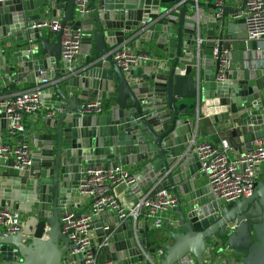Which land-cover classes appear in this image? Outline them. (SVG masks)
I'll return each instance as SVG.
<instances>
[{"label":"water","instance_id":"95a60500","mask_svg":"<svg viewBox=\"0 0 264 264\" xmlns=\"http://www.w3.org/2000/svg\"><path fill=\"white\" fill-rule=\"evenodd\" d=\"M237 1L241 7L225 6L221 19L214 3L200 0H89L91 11L84 14L75 12V0L0 2L4 75L10 83L38 82L39 70H47L41 101L56 110L29 120L28 168L0 158V207L23 214L17 232L0 235V264H82V254L70 253L60 217L80 213L76 207L86 196L75 189L85 166L117 164L138 174V183L125 189L126 195L135 193V202L160 184L172 189L177 204L158 227L138 223L137 233L114 210L96 217L89 237L97 243L107 237L112 260L264 264V169L249 195L225 202L202 181L204 172L191 151L204 112L214 123L237 120L245 152L264 137V67L228 69L217 80L219 61L212 56L215 40L219 50L229 51L226 40L243 38L233 34L234 23L225 22L244 8L246 0ZM47 17L81 30L82 61L61 57L60 33L50 43L43 28L32 27ZM126 34L133 38L128 48L140 47L147 59L123 70L111 52ZM87 99L102 102L100 114L80 113ZM3 128L8 120L0 107ZM104 216L110 217L107 224ZM119 226L128 230L126 237Z\"/></svg>","mask_w":264,"mask_h":264},{"label":"built area","instance_id":"2783aa9c","mask_svg":"<svg viewBox=\"0 0 264 264\" xmlns=\"http://www.w3.org/2000/svg\"><path fill=\"white\" fill-rule=\"evenodd\" d=\"M10 0H0V2ZM216 6L215 15L222 18L225 0H213ZM75 12L84 14L91 11L89 0H75ZM231 19L241 20L246 28L247 39L263 43L259 47L264 54V0H246L242 10L229 14ZM32 27L48 28L54 33H60L61 57L69 63L74 62L79 54L81 42V30L70 24L61 25L58 20L51 18L35 22ZM216 42L212 50V56L219 61L217 80H222L224 72L232 69L233 64L227 50H219ZM112 59L123 70L131 63L147 59L144 53H136L128 48L125 43L115 47L111 52ZM248 57L244 62L248 65ZM2 69L0 67V75ZM40 79L35 87L29 90L4 92L0 89V107L5 110L8 120V134L13 138L12 142L0 140V158L11 157L14 167L18 169L28 168L31 145L25 138L23 124L24 115L42 114L53 116L55 110L46 107L41 101V88L48 83L45 70H39ZM102 110V102L98 99H87L80 103V113L97 115ZM230 149L226 141L222 145L203 141L193 143L191 150L200 162L201 169L206 177L207 185L211 193L223 199L225 202L235 201L249 195L256 178V166L264 161V137L253 141L252 150L245 152L237 158H229L227 152ZM138 183V174L127 170L124 165L117 164L114 167L91 165L83 168L78 187L75 193L86 196L89 200L87 210L76 214L74 211H66L60 217L62 231L68 236L70 253L82 254V264H121L118 261H103L99 257L100 250L107 245V237L100 243L89 237V231L94 230V220L99 215L114 210L120 220L139 216L150 223L152 227H158L162 223V213L177 204L174 194L166 188H154L139 196L138 200L129 208H125L112 188L123 185L130 187ZM23 214L17 209L0 207V235H8L17 232L22 224ZM111 231L110 225L103 227ZM205 262L208 263L207 260ZM209 264V263H208Z\"/></svg>","mask_w":264,"mask_h":264},{"label":"crops","instance_id":"0c3cea01","mask_svg":"<svg viewBox=\"0 0 264 264\" xmlns=\"http://www.w3.org/2000/svg\"><path fill=\"white\" fill-rule=\"evenodd\" d=\"M200 1H202L204 3H209V2L214 3L213 0H200ZM225 6L231 7V9H239L241 7V2H238L237 0H229V1L225 0ZM204 11L206 13H209V12H211V9L208 7H204ZM36 12L37 11H33L31 13H36ZM48 18L49 17H47L45 19H48ZM225 22L235 24V29L233 32V34L235 36L239 35L240 33H241V35H243L242 39L226 40L227 42L230 43V50L228 52H229L230 59H231V62L233 64V67H234L232 69H238V68H241L242 66L259 67V68L264 67V54L259 49V47H261V48L263 47V43H261L259 41L247 39L246 31L244 32L245 27H244L243 22L241 20L231 19L230 15L228 14ZM43 37H48L50 43H54L56 41V33H54L53 31H51L48 28H44ZM131 39L133 40L132 36L131 35L129 36L126 34L124 43L126 45H128V43H130ZM215 41L218 42L217 40H215ZM204 45H205V42L203 41L202 47L207 52H211V50L208 49V47H204ZM134 51L136 53L146 54L144 51L141 50L140 47L134 49ZM245 56L248 57V59H247L249 62L248 65L244 62ZM83 57L84 56L81 57V55L79 53L73 63L77 62L78 60L82 61L84 59ZM46 71L47 70H45V72ZM46 75H47V72H46ZM37 83L38 82L33 81L32 78L26 79L24 82H21V83H10L9 79L4 75L3 71L1 72V75H0V89H1V91H4V92L29 90V89L35 87ZM46 84H49V82ZM187 103L190 104L191 101H189V102L187 101ZM190 111H192V109H190ZM55 113H56V110H55ZM33 116L34 115H24L23 116V124H24L25 133L28 131L29 126H30L29 120L32 119ZM42 116H44V115H42ZM195 118H196L195 114H191V118H190L191 122H194ZM238 124H239L238 121L235 119H230L229 121H222V122L217 121L215 123L211 122L209 120L207 114L204 112V114H202L200 119H199L198 131H197L195 143L208 141V142H211V143H214L216 145L221 146L222 142L226 141L230 146V149L227 152L229 158L232 159V158L240 157L241 155H243L245 153L246 150H244L245 145L242 142L241 133L237 130L238 128L236 129ZM25 138L27 139V134H25ZM0 140L3 142H12L13 138L8 134L7 128L0 129ZM252 145H253V143H252ZM259 165H260L259 169L256 170L257 171V174H256L257 179L260 178L261 172L264 169V161L261 162ZM124 167L127 170L131 171L130 167H128V166H124ZM202 181L207 184L205 175L202 176ZM154 188L157 189V188H162V187L160 184H153L144 193H146V192H148ZM125 189H126L125 186L118 185V186L114 187L113 192L118 196V198H119L120 202L123 204V206L125 208H129L130 206H132L135 203V200H134L135 193L133 192V193H129L126 195ZM168 190H170L173 193L171 188H168ZM88 204H89L88 199L83 200L79 204V206L76 207L75 211H80V212L84 211L86 209L85 207H87ZM167 212H168V210L161 214L163 218L165 217ZM108 218H110V217L104 216V217H102V221L107 224ZM126 221H130V229H131V231L136 232V233L138 231L137 230L138 229V223H141L142 227H144V224L146 222V220L144 219L143 216H139L136 220H134L133 218H128ZM111 229H112V226H111ZM117 231H119L123 237H126L127 232H128L127 229H122L121 226H119L117 228ZM99 257L103 261L112 260L111 253L107 247H104L100 250Z\"/></svg>","mask_w":264,"mask_h":264}]
</instances>
